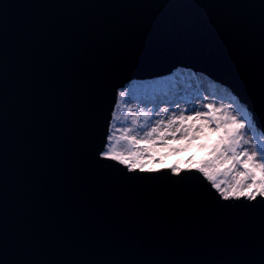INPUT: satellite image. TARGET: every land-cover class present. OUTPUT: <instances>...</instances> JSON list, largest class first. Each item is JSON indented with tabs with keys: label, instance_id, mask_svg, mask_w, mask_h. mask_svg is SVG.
<instances>
[{
	"label": "water",
	"instance_id": "water-1",
	"mask_svg": "<svg viewBox=\"0 0 264 264\" xmlns=\"http://www.w3.org/2000/svg\"><path fill=\"white\" fill-rule=\"evenodd\" d=\"M181 67L264 133V0H0V264H264V201L99 156L120 89Z\"/></svg>",
	"mask_w": 264,
	"mask_h": 264
},
{
	"label": "snow or ice",
	"instance_id": "snow-or-ice-1",
	"mask_svg": "<svg viewBox=\"0 0 264 264\" xmlns=\"http://www.w3.org/2000/svg\"><path fill=\"white\" fill-rule=\"evenodd\" d=\"M127 95L126 91H120V100L127 102ZM232 99L234 102L220 104L219 107L205 103L202 109H194L188 115L173 113L166 123L158 120L155 126L148 124L152 117L142 112L144 123H140V117H136L132 121L133 126L117 129L120 133L118 138L114 132L107 136L99 156L118 162L129 171L154 172L157 169L149 167L147 162L154 161L158 147H167L170 141L178 140L193 143L211 141L216 136L209 158L198 164L193 163L192 169L202 174L224 201L247 200L259 204L264 201L262 143L257 142L256 150H251L252 142L246 136L251 133L250 127L252 132H256L252 113L238 98ZM128 111L131 112V109ZM163 112L167 114L169 109L166 107ZM245 116L248 118L245 119ZM112 127L115 128L114 125ZM137 127L144 130L142 136L137 132ZM108 142H111V146ZM205 146L201 144V147ZM171 172L180 176L181 169L173 167Z\"/></svg>",
	"mask_w": 264,
	"mask_h": 264
},
{
	"label": "rangeland",
	"instance_id": "rangeland-1",
	"mask_svg": "<svg viewBox=\"0 0 264 264\" xmlns=\"http://www.w3.org/2000/svg\"><path fill=\"white\" fill-rule=\"evenodd\" d=\"M180 71L179 73H176ZM178 74V75H176ZM178 76L176 89L171 94L166 90L170 85V81ZM136 84L144 86L143 92L138 96H126L122 103L121 109L117 112L113 125L112 133L118 138L120 133L117 129L120 127H130L133 119L140 117V123H144L142 112H147L152 119L148 121L149 125L155 126V122L163 120L165 123L171 118L173 113L179 115L183 112L185 115L192 114L194 109H202L205 103L215 104L219 107L220 104L234 102L232 97H235L232 92L226 87L220 86L211 79L207 78L202 73H194L193 71L180 68L164 77H159L151 80L133 81L130 87H135ZM137 101V106L134 105ZM168 108L169 112L165 114L164 108ZM131 109V112L128 110ZM187 109V111H185ZM238 110H240L238 108ZM245 119L248 117L245 116ZM137 132L142 136L143 129L137 127ZM250 132L246 138L252 142L251 150H256L257 142L262 143L257 131ZM216 136L212 137L211 141H196L188 142L184 140L170 141L167 147H158L155 152L154 161H148L149 167H178L179 169L192 168L193 163H200L209 158L211 144L215 143ZM201 144L206 145L201 147ZM260 149L264 152L263 144ZM197 151L195 155L193 152ZM158 161V162H156Z\"/></svg>",
	"mask_w": 264,
	"mask_h": 264
},
{
	"label": "bare ground",
	"instance_id": "bare-ground-1",
	"mask_svg": "<svg viewBox=\"0 0 264 264\" xmlns=\"http://www.w3.org/2000/svg\"><path fill=\"white\" fill-rule=\"evenodd\" d=\"M180 71H177L176 73H179ZM176 75H178V74H176ZM178 78V76H176L175 77V79L174 80H171L170 81V85H168L167 86V91L169 92L168 94H171V92H174L175 91V89H176V82H177V79ZM133 81V80H132ZM131 81V82H132ZM131 82H129L124 88H122L120 91H126L127 93H128V96L130 97V96H138L141 92H143V88H144V86H142L141 84H136L135 85V87H130V85H131ZM140 82H141V80H140ZM170 90H171V92H170ZM122 103H123V101H121L120 100V98H119V104H118V106H117V111H116V113H115V117H116V115H117V112L121 109V107H122ZM134 105L135 106H137V101H134ZM112 130H113V127H112ZM256 131H257V134H258V136H259V138L261 139V141H262V144H263V147H264V134H263V132L260 130V129H258L257 127H256ZM109 146H111V142H110V145Z\"/></svg>",
	"mask_w": 264,
	"mask_h": 264
}]
</instances>
